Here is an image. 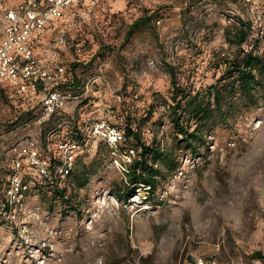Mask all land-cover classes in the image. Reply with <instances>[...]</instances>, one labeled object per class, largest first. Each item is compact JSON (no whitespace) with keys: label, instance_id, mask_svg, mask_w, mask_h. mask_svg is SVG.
<instances>
[{"label":"rangeland","instance_id":"1","mask_svg":"<svg viewBox=\"0 0 264 264\" xmlns=\"http://www.w3.org/2000/svg\"><path fill=\"white\" fill-rule=\"evenodd\" d=\"M18 1L0 0V15ZM239 20L250 26L242 47L264 56V0H101L51 23L41 47L66 34L57 109L0 87V203L16 174L26 182L7 192L12 209L0 206V264H187L195 256L264 264L252 255L264 252L263 90L257 106L206 129L200 156L177 149L179 167L164 185L139 186L125 200L114 192L136 151L93 131L106 121L176 150L170 71L193 94L216 82L222 56L235 52L224 30ZM76 134V175L56 189L45 181L49 152L59 148L65 160L60 144Z\"/></svg>","mask_w":264,"mask_h":264},{"label":"trees","instance_id":"2","mask_svg":"<svg viewBox=\"0 0 264 264\" xmlns=\"http://www.w3.org/2000/svg\"><path fill=\"white\" fill-rule=\"evenodd\" d=\"M146 19L148 18L143 17L139 21ZM249 29L250 26L247 23L239 20L238 24H232L230 28L224 30V36L229 45L235 47V52L232 56L229 54L222 56L223 73L216 82L209 85L205 90H197L193 94L192 89L179 85L174 72L170 71L171 100L173 101V104L169 106L172 109L170 122L176 132L173 138L176 150L173 146H162L158 142L147 144L141 133L132 128H127L124 133L121 132L122 138L116 148L123 151H136V155L130 163L126 164V181L114 192L117 199L129 198L133 193L138 192L136 189L139 188L140 184L148 186L150 191H155L156 187L164 185L167 177L177 171L179 167L177 149L181 148L182 152L188 149L192 156H200V144L198 142H203L208 133L206 130L208 127L211 130L215 124L227 123L229 119L236 117L243 109L248 110L257 106L259 97L256 96V93L259 90L264 91V56L252 49L246 50L242 47L248 38ZM132 30L129 31L126 40L131 35ZM72 65L76 67L79 64L73 63ZM74 78L75 75L73 74ZM74 84H77L76 79ZM82 139L81 134H76L69 142ZM126 142L130 145L122 149V144ZM44 147L47 148V143L44 144ZM56 149L59 155L56 154L57 151L49 152V174L45 181L49 184L51 182L57 189L62 182V176L69 178L75 176L76 172L72 166L63 169V154L59 148ZM160 165L166 168V172H162ZM87 171L89 170L82 173L86 174ZM83 174L80 176L79 186H84L88 181V176ZM22 182L26 184L25 181L22 180ZM8 189L9 184L4 190L3 201H1L3 203H0V206L5 210L12 209V204L7 197ZM147 202L150 203L152 200L148 199ZM252 255L264 262V252L261 250L255 251Z\"/></svg>","mask_w":264,"mask_h":264},{"label":"built area","instance_id":"3","mask_svg":"<svg viewBox=\"0 0 264 264\" xmlns=\"http://www.w3.org/2000/svg\"><path fill=\"white\" fill-rule=\"evenodd\" d=\"M99 1L101 0H19L0 15V87L7 90L9 97L20 96L29 100L37 97L38 103L46 105L48 112L57 109V90L67 83L65 65L60 58L65 49L66 34L59 31L56 39L44 48L41 47L43 34L53 21L64 18L70 8H76L83 2ZM93 131L108 135L107 142L114 147L122 138L121 132L106 121L96 122ZM76 146V143L70 142L60 144V148L66 152L63 169L72 166L70 150ZM130 151L133 153V150ZM131 160L129 157L130 162ZM16 166L19 167V162ZM25 186L16 174L7 192L20 193ZM142 186L144 185L140 184ZM145 187L149 189L148 186ZM186 261L187 264H217L214 258L202 256Z\"/></svg>","mask_w":264,"mask_h":264}]
</instances>
